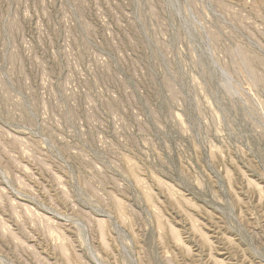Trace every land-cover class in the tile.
<instances>
[{
    "label": "rangeland",
    "instance_id": "rangeland-1",
    "mask_svg": "<svg viewBox=\"0 0 264 264\" xmlns=\"http://www.w3.org/2000/svg\"><path fill=\"white\" fill-rule=\"evenodd\" d=\"M0 264H264V0H0Z\"/></svg>",
    "mask_w": 264,
    "mask_h": 264
}]
</instances>
